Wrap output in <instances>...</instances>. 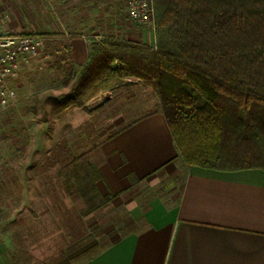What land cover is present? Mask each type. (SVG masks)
<instances>
[{
	"label": "rangeland",
	"instance_id": "obj_1",
	"mask_svg": "<svg viewBox=\"0 0 264 264\" xmlns=\"http://www.w3.org/2000/svg\"><path fill=\"white\" fill-rule=\"evenodd\" d=\"M154 28L133 21L126 0H0V34L44 35L48 54L23 63L13 97L0 103V264L80 262L136 228L150 200L177 201L187 164L180 154L175 169L120 196L99 183L97 147L112 131L111 89L151 77L109 78L83 95L82 106L54 104L82 68L71 64L72 38L85 35L90 47L111 37L154 45Z\"/></svg>",
	"mask_w": 264,
	"mask_h": 264
},
{
	"label": "trees",
	"instance_id": "obj_2",
	"mask_svg": "<svg viewBox=\"0 0 264 264\" xmlns=\"http://www.w3.org/2000/svg\"><path fill=\"white\" fill-rule=\"evenodd\" d=\"M153 6L156 43L93 41L73 89L55 106L84 105L83 95L109 78L151 77L188 165L264 169V0H153Z\"/></svg>",
	"mask_w": 264,
	"mask_h": 264
},
{
	"label": "crops",
	"instance_id": "obj_3",
	"mask_svg": "<svg viewBox=\"0 0 264 264\" xmlns=\"http://www.w3.org/2000/svg\"><path fill=\"white\" fill-rule=\"evenodd\" d=\"M89 52L85 35L71 39L73 67ZM111 90L112 131L97 147V168L101 188L120 196L175 169L179 151L153 83ZM137 215L136 228L96 254L53 264H264V169L186 164L177 201L154 198Z\"/></svg>",
	"mask_w": 264,
	"mask_h": 264
},
{
	"label": "built area",
	"instance_id": "obj_4",
	"mask_svg": "<svg viewBox=\"0 0 264 264\" xmlns=\"http://www.w3.org/2000/svg\"><path fill=\"white\" fill-rule=\"evenodd\" d=\"M127 14L139 24L154 23L153 0H126ZM155 31V28H154ZM44 35L23 31L19 34H0V103L14 95L13 84L24 62L35 56L48 58L44 50Z\"/></svg>",
	"mask_w": 264,
	"mask_h": 264
}]
</instances>
